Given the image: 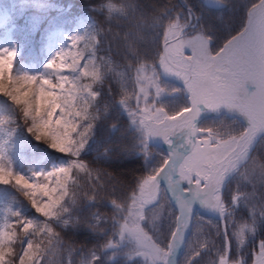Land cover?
I'll use <instances>...</instances> for the list:
<instances>
[{
	"label": "trees",
	"instance_id": "obj_1",
	"mask_svg": "<svg viewBox=\"0 0 264 264\" xmlns=\"http://www.w3.org/2000/svg\"><path fill=\"white\" fill-rule=\"evenodd\" d=\"M221 1L225 7L216 11L206 9L201 0H14L10 5L7 0H0L8 10L0 35L11 27L19 49L14 74L26 75L24 63L40 61L49 30L66 25L78 15L92 20L97 39V44L85 49L86 62L92 69L79 74L73 72L72 66L64 71L47 66L42 79L64 81L77 94L72 105L77 120L73 137L82 139L83 146L75 155L37 139L29 130L32 120L25 116L22 106L0 95V138L4 139L0 164L30 180L34 175L57 169L58 162L65 168L72 163L82 165L71 167L62 186L49 184L52 199H58L54 216L38 213L24 190L13 184H0V227L15 219L31 221L35 226L24 244V234L17 229L19 238L12 245L15 253L19 254L31 239L40 248L39 264H50L76 256L78 251L99 252L115 240L118 222L124 218L128 203L144 179L154 174L166 158L162 149L152 144L144 153L143 137L132 127L130 116L123 109L132 95L130 86L115 69L130 74L143 65L155 66L162 58L163 42L193 24L194 16L197 23L185 35L202 34L209 40V52L217 53L230 37L241 33L249 6V0ZM181 40L170 43V51ZM180 101L177 109L186 106L184 99ZM162 102L161 106L167 109L177 103L173 99ZM212 123L213 120L200 128L206 129ZM11 158L21 164V170L11 167ZM37 199L41 197L38 195ZM43 200L46 202L48 197ZM13 213L19 217H13ZM263 232L264 226L259 228L258 236ZM218 237L214 246L220 245ZM250 252L243 251L240 257L248 261ZM234 259V254L227 255L228 262ZM91 260L97 264L100 258ZM112 264L132 263L117 258Z\"/></svg>",
	"mask_w": 264,
	"mask_h": 264
},
{
	"label": "rangeland",
	"instance_id": "obj_2",
	"mask_svg": "<svg viewBox=\"0 0 264 264\" xmlns=\"http://www.w3.org/2000/svg\"><path fill=\"white\" fill-rule=\"evenodd\" d=\"M7 1L10 5L14 0ZM258 10H264V0L258 1L255 6L247 9V18L244 25L245 28L243 29L244 32L250 26L251 14ZM7 12V7L5 5H0V28L6 23L5 17ZM11 30V27L7 28L5 32L0 35V53H4L5 50L14 53L13 65L16 57L19 55V49L15 39L11 35ZM240 36L228 42L230 48L225 55H222V52H218L216 56H211L207 50L209 40L204 38L202 34L195 32L191 35L182 37V40L177 42L176 45L171 48V51L170 46L166 47L163 57L172 56L176 60V64H179L181 68L189 69V84L192 85L193 88H195L198 81L202 82L206 87H214L217 81L208 74V69L210 66L220 65L224 57L236 46ZM87 43L96 44V38L93 35V23L87 16L79 15L63 27H56L48 33L44 47V55L40 64L33 62L25 65L26 74L31 77L43 79L47 72L45 66L51 65L56 59V63L72 65L75 72H82L90 68L91 66L85 63L84 57V47ZM180 48L187 52V57H181L176 54L180 53ZM61 57H63V60L60 59ZM160 60L155 66L143 65L130 74H123L119 72V69H115L118 71V75L122 77L123 82L130 86L132 95L127 103H125L123 109L130 116L132 127L143 137V142L145 143L143 148L144 153H146L147 145L150 142V131L153 132L154 138L158 140V142H161L162 145L167 146L171 142V140H167L165 135L162 134L165 129L171 130L172 128L170 122L168 123L169 117L165 116L179 107L182 102L180 101L181 98L184 99L185 97L187 99L179 84L180 80L183 79L184 73L175 69L174 66L172 71H164ZM140 70H143L145 74L149 75L151 81L138 80L137 73ZM177 72L181 74L177 75ZM161 74H164L167 80H163ZM248 82L251 81L239 77L238 80L233 83L232 90L236 100L248 104V110L254 116L255 111L252 109L251 105L254 104L255 106H259L261 102L260 106L263 107V98L259 95L253 98V94L257 93V87L255 84H249ZM141 88H143L144 91H140ZM157 89L162 90L158 92ZM66 93H70L76 97V93L73 91L68 90ZM170 99L177 102L172 105H175L173 109H167L161 106L163 100ZM202 106L206 111H209L211 115H216L222 110H224V112L232 111L234 114L242 115L244 120L249 121L248 116L244 115L238 107H228L223 102L215 109L206 107L205 104H202ZM72 113V121L77 125L73 109ZM164 119L167 120L164 122ZM219 125L217 130L197 132L194 140L196 138L203 139L210 136V148L226 162L225 167L220 172L222 187L220 188L219 194L222 196L225 189L230 190L228 196L225 198L221 197L225 209L223 214L225 220L222 222H226L227 225L226 233L228 241L230 242L229 248H231L233 252L238 253L242 251L245 246L254 244L256 246L255 251H258L259 245L264 243V241H255L258 227L264 220V155L259 156V161L254 158L255 156H253L252 161L251 159L247 160L242 148L248 146L250 141L246 142L243 128L238 126V128L233 131L230 127H227L228 125L225 126L223 122L219 123ZM169 136L170 134L167 135V138ZM164 140L167 141L165 142ZM3 146L4 139L0 138V150ZM185 146H188V138H185L180 145L175 143L178 154L184 152ZM187 152L185 154H187ZM254 155H256V153ZM15 160V158L10 159L14 165ZM257 161L261 162V164ZM56 167L65 168L66 165L59 162ZM140 202L141 191L139 190V193L131 199L124 218L118 222V233L115 243L104 248V260H102V262L111 263L114 262L117 256H122L127 262L132 264H152L151 260L140 254L141 250L136 240L124 230L126 225L131 227L138 221V213L141 211L138 207ZM157 203L159 206L150 205L145 209V213L152 221L151 225H148L147 221H141L140 224L147 234L153 237L160 248L166 250L170 235L175 228V209H173L169 198L164 194L161 195ZM217 231H219L218 234H216ZM238 232H240L242 239L241 236L237 235ZM217 237L221 244L219 247L213 245V241L216 240ZM196 251H199V255L192 256L193 252ZM255 251H253L251 255ZM224 252L225 234H223L221 229L217 228L215 224H197L195 226V234L188 239L183 250L181 262L179 260L178 264H192L193 262V264H220V258ZM168 259L169 256L157 260L156 264H160L162 261L165 262V260L167 264ZM85 261H87V259L85 260L84 254L78 252L77 256H73L68 260L59 259L56 263L50 264H84ZM46 264H49V262L47 261ZM232 264H243V260L239 257V259Z\"/></svg>",
	"mask_w": 264,
	"mask_h": 264
},
{
	"label": "snow or ice",
	"instance_id": "obj_3",
	"mask_svg": "<svg viewBox=\"0 0 264 264\" xmlns=\"http://www.w3.org/2000/svg\"><path fill=\"white\" fill-rule=\"evenodd\" d=\"M13 56L14 53L7 50L0 53V95L22 106L25 116L32 120V127L29 130L37 139L45 140L58 151L75 155L79 147L83 146L82 139L73 137L76 125L72 121L71 105L74 104L76 97L65 92L66 85L63 81L53 82L14 74ZM60 59L63 60V57ZM160 63L164 71L170 72L177 62L172 56H168L162 57ZM50 67L62 69L69 65L54 62ZM180 74L177 72V75ZM208 74L217 81L216 85L206 87L199 81L195 88L189 85L192 92V106L168 118L173 127L187 129L191 136L195 137L197 132L205 131L198 129L194 123L199 114L198 105L205 104L206 107L215 109L223 102L228 107H238L244 115L248 116L252 126L246 130L245 137L254 136L258 130L257 119L261 126H264V114L259 118L253 116L248 110V104L236 100L232 85L239 77H243L257 87V93L253 94V98L257 95L264 98V10L251 14L249 28L241 34L236 46L224 57L219 66H210ZM92 75L94 76L95 73ZM137 79L151 81V77L143 70L137 73ZM161 90L157 89L158 92ZM140 91L144 89L141 88ZM121 103L124 101L122 100ZM170 131L165 129L162 133L166 139ZM210 138L209 136L189 140L190 147L187 154L163 161L161 167L154 170V174L146 177L140 186L139 219L131 227L126 225L124 230L136 240L141 250L140 254L151 260L152 264L171 255L183 241L186 231L193 223L194 205L199 204L202 208L214 210L221 216L224 214L225 209L219 193L222 187L220 172L226 162L210 148ZM73 166L82 167L72 163L68 168H57L50 173L34 175V178L30 180L25 176L14 174L0 164V184H13L18 189L24 190L38 213L54 216L58 199H52V189L49 184L55 183L62 186V181ZM165 193L170 198V202L175 205V228L170 235L166 250L161 249L140 224L141 221H147L148 225H151L152 221L145 213V209L150 205L159 206L157 202ZM38 195L41 199H37ZM44 197H48L46 202L43 200ZM12 216L19 217L17 213H13ZM17 229L19 233L27 235L35 230V226L31 221L15 219L0 227V264H39L40 248L31 239L19 254L14 252L12 245L19 238ZM237 235L241 236L240 232ZM229 245L230 242L225 233V252L220 258V264H228ZM198 255L199 251L192 254V256ZM253 264H264V243H261L258 251L253 253Z\"/></svg>",
	"mask_w": 264,
	"mask_h": 264
},
{
	"label": "bare ground",
	"instance_id": "obj_4",
	"mask_svg": "<svg viewBox=\"0 0 264 264\" xmlns=\"http://www.w3.org/2000/svg\"><path fill=\"white\" fill-rule=\"evenodd\" d=\"M176 65L179 66L178 64H176ZM183 71H184V76H183L182 82L186 86V88L188 89V91L191 93V91L189 90V82H188L190 78L187 75V71L185 69ZM186 135L187 136L190 135L189 130L184 129V128H180V127H173L171 139L173 141H175V143H177V142H179L181 140V138H183V136H186ZM167 150H168V152H169V154H170V156L172 158L174 156H176L177 149H175V148L173 149L170 146H167Z\"/></svg>",
	"mask_w": 264,
	"mask_h": 264
},
{
	"label": "water",
	"instance_id": "obj_5",
	"mask_svg": "<svg viewBox=\"0 0 264 264\" xmlns=\"http://www.w3.org/2000/svg\"><path fill=\"white\" fill-rule=\"evenodd\" d=\"M202 4L207 7V8H211V9H220L222 8L224 5L223 3H221L220 1L218 0H202ZM179 37V36H177ZM185 236H186V233H185ZM184 236V237H185ZM23 240H25V236L23 237ZM184 240V239H183ZM183 242V241H182ZM182 242L180 243V245L176 248V250L174 251V254L172 256V264H174L175 260L177 259L178 257V254L180 252V247L182 245ZM170 263V262H169Z\"/></svg>",
	"mask_w": 264,
	"mask_h": 264
}]
</instances>
